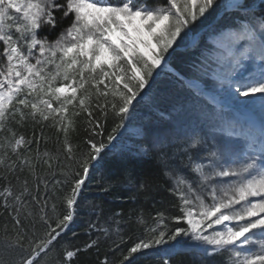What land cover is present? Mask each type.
Masks as SVG:
<instances>
[{"label": "snow or ice", "instance_id": "6c2138e0", "mask_svg": "<svg viewBox=\"0 0 264 264\" xmlns=\"http://www.w3.org/2000/svg\"><path fill=\"white\" fill-rule=\"evenodd\" d=\"M179 252L264 264V0H0V264Z\"/></svg>", "mask_w": 264, "mask_h": 264}, {"label": "trees", "instance_id": "16d2710c", "mask_svg": "<svg viewBox=\"0 0 264 264\" xmlns=\"http://www.w3.org/2000/svg\"><path fill=\"white\" fill-rule=\"evenodd\" d=\"M149 2L150 3L152 2L165 3L166 0H149ZM37 131H39V129H37ZM29 132H30V129H29ZM45 133L46 135H52V133L49 132V130L47 129H45ZM172 264H190V255L183 253V252H179L172 256Z\"/></svg>", "mask_w": 264, "mask_h": 264}]
</instances>
